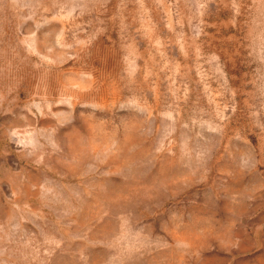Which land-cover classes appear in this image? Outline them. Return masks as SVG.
Instances as JSON below:
<instances>
[{"label": "rangeland", "instance_id": "374dc122", "mask_svg": "<svg viewBox=\"0 0 264 264\" xmlns=\"http://www.w3.org/2000/svg\"><path fill=\"white\" fill-rule=\"evenodd\" d=\"M0 264H264V0H0Z\"/></svg>", "mask_w": 264, "mask_h": 264}]
</instances>
